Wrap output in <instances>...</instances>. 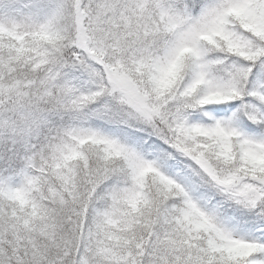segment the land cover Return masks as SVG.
<instances>
[{"label": "snow or ice", "instance_id": "obj_1", "mask_svg": "<svg viewBox=\"0 0 264 264\" xmlns=\"http://www.w3.org/2000/svg\"><path fill=\"white\" fill-rule=\"evenodd\" d=\"M0 264H264V0H0Z\"/></svg>", "mask_w": 264, "mask_h": 264}]
</instances>
